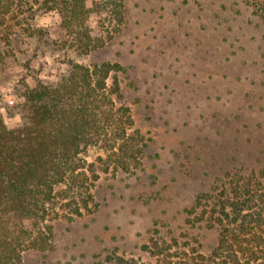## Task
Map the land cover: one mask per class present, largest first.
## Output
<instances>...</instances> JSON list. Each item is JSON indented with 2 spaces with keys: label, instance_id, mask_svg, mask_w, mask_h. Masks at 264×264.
<instances>
[{
  "label": "rangeland",
  "instance_id": "rangeland-1",
  "mask_svg": "<svg viewBox=\"0 0 264 264\" xmlns=\"http://www.w3.org/2000/svg\"><path fill=\"white\" fill-rule=\"evenodd\" d=\"M0 21L9 127L26 122V89L57 83L71 62L111 61L125 69L120 101L149 140L141 170L101 174L94 211L55 222L52 249L22 264H88L103 250L147 259L140 248L152 235L189 232L185 210L217 178L264 167V0H127L124 22L89 55L55 30L56 11L26 1ZM91 27L104 29L95 18ZM99 156L91 148L85 157ZM201 235L206 251L214 234Z\"/></svg>",
  "mask_w": 264,
  "mask_h": 264
},
{
  "label": "trees",
  "instance_id": "trees-1",
  "mask_svg": "<svg viewBox=\"0 0 264 264\" xmlns=\"http://www.w3.org/2000/svg\"><path fill=\"white\" fill-rule=\"evenodd\" d=\"M26 1L56 11L61 22L55 30L85 55L118 30L127 2L0 0V20ZM93 18L104 29L94 30ZM123 72L118 62H71L57 83L26 89L22 126L11 128L0 115V264L50 251L55 222L94 211L101 174L142 169L149 140L120 101ZM91 148L102 152L93 163L85 157ZM215 183L185 210L184 228L192 235H152L140 248L147 259L103 250L88 264H264V167L234 168ZM202 230L215 238L206 251Z\"/></svg>",
  "mask_w": 264,
  "mask_h": 264
}]
</instances>
